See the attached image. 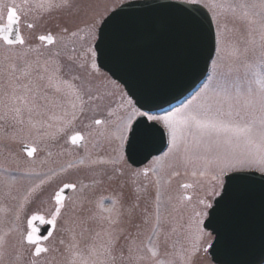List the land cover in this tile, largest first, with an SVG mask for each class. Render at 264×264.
<instances>
[{
    "label": "snow or ice",
    "instance_id": "obj_1",
    "mask_svg": "<svg viewBox=\"0 0 264 264\" xmlns=\"http://www.w3.org/2000/svg\"><path fill=\"white\" fill-rule=\"evenodd\" d=\"M188 2L198 4L201 0ZM53 7H77L84 15L91 17L90 22L84 21L83 27L77 25L75 30L69 26L61 27L59 36L63 41L66 37H77L79 32H87L91 41L87 48L91 57L87 65V75L84 78L79 74L72 75L71 80L79 81V84L65 79L66 75L77 69L85 70L86 65L77 63L72 55H68L69 63L65 72L59 51L43 61L29 58L31 47L21 31L22 18L28 5H18L14 0L12 3L0 0V52L5 53L0 59V78L6 81L0 90V103H3L6 113L0 118H8V114H11L13 120L24 124L23 115L27 113L30 121L34 112L38 113L42 107H46L43 102L48 100L49 89L55 94L68 97L73 108L77 107L74 101H79L81 111H84L85 97L88 101L102 99L94 94L93 77L100 71L95 58L97 50L102 61L112 55L113 21L122 10H112L108 15H97L92 11L91 5L78 6L70 4L68 0L56 4L49 0L48 8ZM203 7L209 12L230 13L235 20L243 22L247 27V36L242 41L244 51L255 52L258 49L259 58L246 64L242 75L210 76L208 82L190 99L164 114L154 111L151 102L141 99L133 101L128 97L121 105L124 114L115 129L118 133L115 138L119 140L120 150L114 159L101 160L100 163H126L131 160L130 153L134 147L145 144L156 132L163 129L167 133V151L163 152L162 156L154 157L153 162L159 164L166 159L180 161L185 167L192 168L193 177L202 178L195 185L199 192L194 204L192 195L181 194L178 197V200L191 204L186 225L190 248L182 250L180 254L175 251L168 252L161 258L157 250L161 223L160 192L168 181L159 174L162 168L159 171L157 168H144L137 173L147 177L151 172L156 176L157 204L156 228L153 235L147 237L143 249H138L135 245L128 249L130 259L136 264H191L190 257L193 253H207L209 249H213L214 239L217 245L220 243L219 239L213 237V232L217 237L220 232L215 227L206 226L205 221L210 225L214 222V213L219 215L226 211L234 189L243 183L259 182L264 186V0H258V3H248L245 0H212L211 4H204ZM27 27L31 29L34 24L28 23ZM39 40L47 45H54L57 37L46 34L40 35ZM70 51L75 52V48ZM215 64L213 61L214 66ZM93 123L101 125L104 121L95 119ZM58 131H63V128ZM98 134L105 135L103 132ZM70 142L72 145L84 147L85 136L76 132L71 135ZM26 151L27 156L32 157L36 148L26 146ZM80 163L84 164V160L81 159ZM168 166L173 165L170 163ZM114 172L121 176L124 174L121 169H114ZM179 174L174 171L171 175ZM17 182L15 176L4 177V183L9 187ZM64 187L75 189L76 186L67 184ZM182 188L192 189L194 185L184 183ZM62 191L55 195L56 207L51 212L50 219L37 212L27 219L24 231L17 229L19 245L31 254L28 264H42V257L51 251L45 242L53 236V231L46 230V234L42 235L39 226L51 225L53 230L56 228L61 209L64 207ZM115 205L114 201L113 207L104 211L114 212ZM118 239V236L110 234L109 240L99 247L93 244L85 250L74 252L69 264H114L113 253ZM7 248L8 238L5 233L0 235V261L7 255ZM140 252L146 254H138ZM16 264H19V257Z\"/></svg>",
    "mask_w": 264,
    "mask_h": 264
},
{
    "label": "rangeland",
    "instance_id": "obj_2",
    "mask_svg": "<svg viewBox=\"0 0 264 264\" xmlns=\"http://www.w3.org/2000/svg\"><path fill=\"white\" fill-rule=\"evenodd\" d=\"M42 1L47 0H28L27 4L39 11V3ZM106 1V7L101 10L100 14L108 12L111 8L127 0ZM217 2H223V0H217ZM245 2L258 3V0H245ZM200 3L203 5L211 4L212 0H201ZM211 14L219 35H217V47L211 61L209 75L193 94L173 108L159 114H164L181 106L208 82L210 76L215 77L219 74L225 76L242 75L246 64L258 60V49L255 52L244 51L242 41L247 36V27L243 22L235 20L230 13L216 11L211 12ZM78 18L88 19V16L82 12ZM77 25L83 27L82 23L75 22L66 26L75 30ZM61 27H63L62 24L55 27V32H58L59 35ZM23 29L28 37V45L31 47L29 58L43 61L54 52L59 51L64 64L68 65L67 56L72 55L77 63H85L86 65L85 70L77 69L72 74L66 75L65 79L79 84V81L71 80L72 75L79 74L82 78L87 75V65L91 59L87 48L91 41H79L80 34L87 33L86 31L79 32L75 38L67 37L63 41H57L54 45L46 46L39 43L33 36L39 34V26H34L33 29L23 27ZM73 47L75 52L70 51ZM4 55L5 53L0 52V59ZM213 61L216 62L215 66ZM93 80L95 84L94 94L100 96L101 91L102 94L108 93L109 96L102 97L99 101H91L96 110V117L104 118L105 121L101 125L91 124L88 126L85 132L84 147H76V149L70 150L64 143L66 137L80 123L82 115L79 107L80 102L74 101L77 107L73 108L68 97L63 94H55L50 89L48 90V100L43 102L46 107H42L38 113L34 112L30 121L28 114L24 113V124L19 126V122H11L16 127H11L10 130L14 133L20 130L16 133L17 135L25 130L23 135L26 137L19 138L15 135L9 137V132H6L9 123L6 118H0V235L7 233L8 238L7 255L0 261V264H16L18 257L19 264H28L30 258L29 253L26 257L25 248H22L18 243L19 233L17 229L19 231L22 229L20 228L21 221L17 219V215H20L17 206L20 197L24 192L25 195H28L37 180L38 163L36 159L24 158L18 151L16 145L21 140H26L34 146L39 142V148L42 149L41 157H39V195L43 189L49 187L57 178L67 175L70 170H73V174H75L71 181L79 182L82 188L67 202L65 212L59 218V223L63 225V229L64 227L66 229H64L65 237L52 239L58 244L52 249L51 264H69L74 252L85 250L93 244L99 247L100 244L109 240L110 234L119 237L116 243H121L126 248L127 257L130 258L129 247L135 245L138 249H143L147 237L153 235V230L156 228V176L151 172L147 177L142 174L137 175L141 170H133L128 162L121 165L99 162L114 159L120 150L119 140L115 138L118 135L115 129L120 117L124 114L121 105L125 103L128 96L124 89L102 70L94 75ZM3 82L6 81L0 78V83ZM84 99L85 104L89 103L87 97ZM107 101L109 104L111 103V107L106 114H101V108ZM5 113V108L0 105V117H3ZM60 128H63V131H58ZM102 132L105 133L104 136L98 134ZM52 155L56 159H52ZM81 159L84 160V164L80 163ZM153 160L147 168H157L158 171L162 168L159 174L168 181L163 185L160 192L161 223L157 236V250L161 258H164L168 252L175 251L180 254L182 250L190 248L186 225L191 204L187 201L178 200V197L181 194L192 195V203L194 204L199 192V188L195 185L202 178L193 177L191 175L192 168L190 166L185 167L180 161L166 159L157 164ZM170 163L173 165L172 167L168 166ZM104 165L106 166L104 167ZM114 169H121L124 174L118 175ZM23 171L28 172L29 175L25 176L20 173ZM174 171L180 174L178 176L171 175ZM5 176H15L18 182L9 187L4 183ZM102 182L106 183V190L102 187L99 189L97 186ZM184 183H191L194 188L183 189ZM23 184L26 189L22 188ZM35 189L34 186L28 196L29 199L33 198L34 200ZM114 201L116 202V210L112 213L105 212L104 209L113 207ZM103 216L106 218V223L104 220L102 222ZM104 226L105 228H102ZM116 243L115 248L120 245H116ZM138 254L146 253L140 252ZM190 259L191 264H214L207 253L203 251L199 254L193 253Z\"/></svg>",
    "mask_w": 264,
    "mask_h": 264
},
{
    "label": "water",
    "instance_id": "obj_3",
    "mask_svg": "<svg viewBox=\"0 0 264 264\" xmlns=\"http://www.w3.org/2000/svg\"><path fill=\"white\" fill-rule=\"evenodd\" d=\"M121 10L113 21L112 55L102 61L97 50L98 65L134 101H149L156 112L181 103L209 71L217 42L210 12L201 4L173 0H135L115 11ZM166 146L161 129L134 147L129 161L142 165ZM213 216L214 222L205 224L220 232L219 237L213 232L220 243L214 239L208 250L215 264H264V186L238 185L226 211Z\"/></svg>",
    "mask_w": 264,
    "mask_h": 264
},
{
    "label": "flooded vegetation",
    "instance_id": "obj_4",
    "mask_svg": "<svg viewBox=\"0 0 264 264\" xmlns=\"http://www.w3.org/2000/svg\"><path fill=\"white\" fill-rule=\"evenodd\" d=\"M27 1L28 0H14V2L18 5H22L24 3H27ZM105 1L106 0H68V2L70 4H74V5H78V6L91 5L92 11L97 15L100 14L102 9L103 10L105 9L106 3H107V1H106V3H105ZM5 2L12 3L13 0H5ZM53 2L56 4H60L62 2V0H53ZM48 4H49V0L42 1L41 3H39V11H37V9H35V8H32V5L27 4L28 8L26 9L25 14L23 15L22 23H21V31H22L23 35L25 36V39L27 42H28V37L24 33L23 27H27L28 23L34 24L35 27L39 26V34L33 35V36H35V39H37L39 43H43V45L50 46V45H47L46 42H41L39 40V36L40 35H46V34H52L53 36L57 37V41H60L59 33L55 32L56 25L62 24V26H66L67 24H70L72 22L83 24L84 21L90 22V20H91V17H89V16H88V19L87 18H78L81 15L82 11L77 7H73L71 9L66 8V7L48 8ZM40 5H43L44 7H40ZM106 13L107 12H105L104 15ZM31 29H33V28H31ZM66 39H67V37H66ZM79 41H89L87 33L80 34ZM64 66H65V72H67V66L68 65L64 64ZM73 83H75V82H73ZM5 84H6V82L0 83V90L3 89V86ZM108 96H109L108 93L102 94L100 91V97L101 98L102 97H108ZM0 105L3 106V103H0ZM84 106H85L84 111H82V115H81L80 121H79L80 123L77 125V127L74 129V131H72L71 134H69V136L66 137V140L64 142V143H66L65 146L67 148H70V150L76 149V147L80 148V146H78V145H72L71 144V142H70L71 135L75 134L76 132H80L81 134H83L85 136V132H86L88 126L91 124H94L93 121L95 119H101L102 121H105L104 118H97L96 117V110H95L94 105L91 101H89V103L84 104ZM110 107H111V103L109 104V102L107 101L106 104L103 106V108H101V110H102L101 114L102 113L106 114L107 110ZM5 111H6V109H5ZM105 118H106V116H105ZM6 119H7V122L9 123L8 129H6V132H9L8 133V135H10L9 137H11L12 135H15L19 138L26 137V135H23V133H25V130L20 132L18 135L16 133H18L20 130L15 132V133L12 132V130H10L11 127H16V125L12 124L13 122H16V121L11 118V114H8V118H6ZM21 125L22 124H20L19 126H21ZM7 130H9V131H7ZM27 144H30V143H28L26 140H21L17 143L16 146H18V151L24 156V158L36 159L37 163H38V167H37V171H36L37 180L34 184V186L36 188L34 200H33V198L29 199V197H28L29 194H31V192H32V188L34 187V186H32L28 195L27 194L25 195V192H24V194L20 197L19 203L17 206L19 208V214H20L19 220L21 221L20 228L22 229V231H24V229L26 227L27 219L30 218V216L34 213L38 212L42 215H45L46 218H49V219L51 218V212L54 211V208L56 207L55 195L58 192H61V190H63L62 194L64 196V207L61 209V216H62V214L65 212V207H66L67 202L73 196L76 195L75 193L82 190L79 182L71 181L75 177V174H73V172H74L73 170H70V171H68L67 175H63L62 177L57 178L55 181H53V183H51L49 185V187L43 189L39 195V157H41L42 149L39 148V142H37L35 146L33 144H30L32 147L36 148V152L34 153V155L32 157H28L27 151H26V145ZM52 154H53V152H52ZM52 159H56V157L52 155ZM100 165H102V164H100ZM105 166L106 165H104V167ZM130 166L132 167L133 170H142L144 168H147L148 164L141 166V167H136V166H132V165H130ZM100 167L102 168L103 166H100ZM101 170H103V169H101ZM20 173H22L25 176L29 175V173L26 171H23ZM90 181H93V180H90ZM67 184H74L76 187H75V189L65 188L64 186ZM97 186L99 187V189H101V187H102L104 190H106V188H107L105 182H102ZM22 188L26 189L24 184L22 185ZM103 220L106 223V218H104V216H103L102 222H103ZM152 221H153V219H152ZM39 227H40V231H41L42 235L46 234V230L53 231V236L50 238L51 240L49 239L50 240V241L48 240L49 242L48 241L45 242L46 245L51 249V251L42 257V264H51V262H52L51 254H53L52 249L55 245L58 244L57 242L52 241V239H60V238L65 237L64 233H65L66 229H65V227H64L65 230L63 229V225L61 223H59V219L57 222V226L54 230L52 229L51 225H40ZM102 228H105V226ZM130 228H132V226H130ZM116 245H119V246H116L115 251L113 253V255L115 256L114 264H136L135 261H133L132 259L127 257L128 254L126 252V248L123 247V245H121V243H116ZM25 250H26V257H27V254L29 253L30 258H31L30 252L26 248H25ZM30 258H29V260H30Z\"/></svg>",
    "mask_w": 264,
    "mask_h": 264
}]
</instances>
